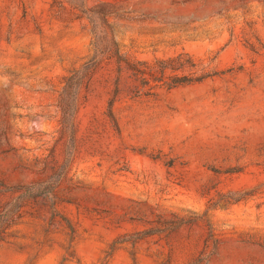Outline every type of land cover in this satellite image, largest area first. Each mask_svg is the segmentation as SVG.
<instances>
[{
    "label": "rangeland",
    "instance_id": "1",
    "mask_svg": "<svg viewBox=\"0 0 264 264\" xmlns=\"http://www.w3.org/2000/svg\"><path fill=\"white\" fill-rule=\"evenodd\" d=\"M0 264H264V0H0Z\"/></svg>",
    "mask_w": 264,
    "mask_h": 264
},
{
    "label": "trees",
    "instance_id": "2",
    "mask_svg": "<svg viewBox=\"0 0 264 264\" xmlns=\"http://www.w3.org/2000/svg\"><path fill=\"white\" fill-rule=\"evenodd\" d=\"M74 75H75V76L79 75V71H78V72H76V73H74Z\"/></svg>",
    "mask_w": 264,
    "mask_h": 264
}]
</instances>
